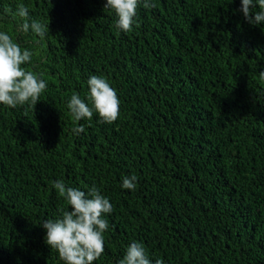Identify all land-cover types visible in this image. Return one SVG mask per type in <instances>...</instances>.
I'll return each instance as SVG.
<instances>
[{"label": "trees", "instance_id": "trees-1", "mask_svg": "<svg viewBox=\"0 0 264 264\" xmlns=\"http://www.w3.org/2000/svg\"><path fill=\"white\" fill-rule=\"evenodd\" d=\"M21 3L49 23L43 39L4 11ZM105 3L0 0V31L47 82L35 107L0 103V264H64L41 225L70 210L56 180L112 204L93 264H118L133 241L153 264H264V21L241 0H140L124 32ZM92 75L117 92L113 123L67 107L73 93L91 106Z\"/></svg>", "mask_w": 264, "mask_h": 264}, {"label": "clouds", "instance_id": "clouds-1", "mask_svg": "<svg viewBox=\"0 0 264 264\" xmlns=\"http://www.w3.org/2000/svg\"><path fill=\"white\" fill-rule=\"evenodd\" d=\"M140 0H106L104 8L114 10L118 17L116 26L124 32L132 30L134 18ZM260 11H254L256 6ZM145 8L154 7L150 0H143ZM4 11L19 16L22 23L19 31L29 32L43 39L49 32V23L32 19L29 9L24 4H18L16 12L10 7ZM245 19L253 25L264 21V0H241V8ZM33 52L22 48L7 32L0 31V103L15 108L18 105L37 104L41 94L47 88V82L42 79V73L28 70L24 65L31 62ZM264 78V71L260 73ZM89 87L88 101L73 93L67 104L76 121L91 120L93 110L98 113L103 122L113 123L120 114V100L116 90L109 82L100 76L92 75L87 81ZM74 131L79 134L83 126ZM137 177L135 175L122 178V188L135 190ZM53 187L60 197H63L70 210H62L61 217L52 220L45 219L41 225L46 229L45 242L50 248L58 251L64 264H93L104 252V232L108 222L104 214L113 211L109 199L102 195L93 184L87 192L79 188L66 187L62 180L53 181ZM118 264H153L142 243L133 241ZM154 264H164L156 259Z\"/></svg>", "mask_w": 264, "mask_h": 264}]
</instances>
